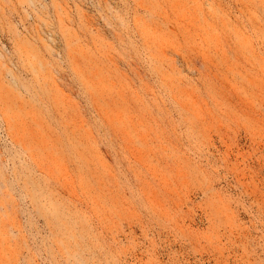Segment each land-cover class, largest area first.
<instances>
[{
	"label": "rangeland",
	"instance_id": "1",
	"mask_svg": "<svg viewBox=\"0 0 264 264\" xmlns=\"http://www.w3.org/2000/svg\"><path fill=\"white\" fill-rule=\"evenodd\" d=\"M0 264H264V0H0Z\"/></svg>",
	"mask_w": 264,
	"mask_h": 264
}]
</instances>
